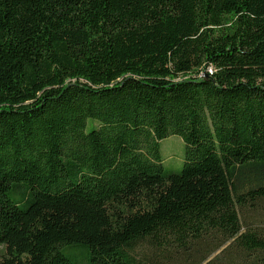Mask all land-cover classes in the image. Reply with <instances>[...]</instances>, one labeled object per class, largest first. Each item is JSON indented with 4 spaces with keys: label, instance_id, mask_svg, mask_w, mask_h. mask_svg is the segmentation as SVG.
<instances>
[{
    "label": "trees",
    "instance_id": "1",
    "mask_svg": "<svg viewBox=\"0 0 264 264\" xmlns=\"http://www.w3.org/2000/svg\"><path fill=\"white\" fill-rule=\"evenodd\" d=\"M260 203L264 0H0V264H264Z\"/></svg>",
    "mask_w": 264,
    "mask_h": 264
},
{
    "label": "rangeland",
    "instance_id": "2",
    "mask_svg": "<svg viewBox=\"0 0 264 264\" xmlns=\"http://www.w3.org/2000/svg\"><path fill=\"white\" fill-rule=\"evenodd\" d=\"M160 146L161 153L165 161V167L170 168V170L172 169V172H179L181 170L184 157V144L182 141L176 136H171L161 141ZM167 168L166 170H169ZM240 215L241 223L244 228H257L264 233V203H260L253 208H249L246 212Z\"/></svg>",
    "mask_w": 264,
    "mask_h": 264
}]
</instances>
